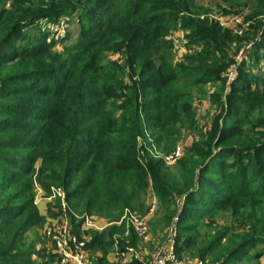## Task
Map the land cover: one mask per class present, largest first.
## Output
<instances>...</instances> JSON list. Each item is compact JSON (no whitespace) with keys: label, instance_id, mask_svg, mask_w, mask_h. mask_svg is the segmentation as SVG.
I'll list each match as a JSON object with an SVG mask.
<instances>
[{"label":"rangeland","instance_id":"obj_1","mask_svg":"<svg viewBox=\"0 0 264 264\" xmlns=\"http://www.w3.org/2000/svg\"><path fill=\"white\" fill-rule=\"evenodd\" d=\"M132 1L140 2L0 0V42L8 28L11 31L8 37L11 46L7 52L10 63L0 68V76L35 69L69 70L79 52L76 45L81 29L95 21L103 36L93 51L97 57L96 71L87 77V83H81V77L74 76L68 84L73 95L51 101V109L37 106L23 112L21 118L14 121L15 131L8 130L4 134L27 143L23 153L17 154L29 160L18 173L17 184L11 185L12 182L7 183L0 176V210L6 205L19 206L23 210L21 215L12 218L11 227L10 224L0 227V240L9 239L13 247L11 253L22 254L30 264H60L54 241L47 234L53 226L64 225L70 234L84 240L83 234L89 242L90 234L105 232L112 225L121 228V224L127 223V218L120 219L117 223H109L104 230L96 231L92 227L89 232L81 233L86 219L100 218L77 214L66 200V191L71 190L78 179L65 189L60 186V168L64 161H71L67 165L69 179L80 156L90 150L86 142L91 140L88 132L95 123L86 120L95 107L103 106L104 122L112 129V122H119L136 106L140 125L134 149L136 162L145 166L149 160H164L178 151L180 157L173 165L164 163L174 176L178 167L188 162L192 152L211 149L225 132L239 131V140L246 144H264V0H163V4H157L161 0H152L145 3L146 15L164 14L160 18L161 26L155 27L153 50L148 56L157 52L162 57L166 71L176 80L172 90L191 107L190 121H180L175 127L177 135H165L161 139H157V123L148 119L156 111L145 109L155 98L140 75L145 57L133 54L138 45L128 29L131 22L124 17V6ZM148 6H158L159 11ZM27 47L35 53L32 60L16 58L20 50ZM3 52L0 48V55ZM59 77H47L41 82L58 83ZM43 86L40 85L38 91L45 90ZM81 86L87 91L82 92V96ZM22 101L44 102L41 97L23 98ZM248 103L253 104L249 114ZM78 106L80 115L75 112ZM141 106L143 109L138 111ZM53 112L56 115L47 120ZM38 147L42 148L41 154H48L54 160L53 163L32 158ZM259 157L260 168L255 169L264 175V151ZM255 169H247L248 175L257 172ZM261 184L258 188L255 185L243 188L237 195L250 192L249 196L236 199L231 206L209 213V209H201L198 221L185 224L186 228H193L194 235L180 231L179 220L174 221L177 215L166 229L155 226L158 204L153 193L148 192L144 214L131 215L146 219L148 240L137 238L129 225L122 235L113 236L112 246L103 253L86 250L88 260L90 264H97L99 260H102L100 264H150L155 257L165 254L175 230L176 263L167 264H264V192L260 190L264 185ZM153 202L155 206L148 217ZM2 218L0 216V221L9 220ZM126 230L128 233L124 236ZM13 231L14 236L10 235ZM189 236H196L197 242L204 246L196 252L181 251V238ZM128 248L138 258L131 255L124 261L115 258L116 253ZM221 248L223 251L219 252Z\"/></svg>","mask_w":264,"mask_h":264},{"label":"trees","instance_id":"obj_2","mask_svg":"<svg viewBox=\"0 0 264 264\" xmlns=\"http://www.w3.org/2000/svg\"><path fill=\"white\" fill-rule=\"evenodd\" d=\"M148 1L152 0L127 3L124 6V17L125 21L131 22L128 29L133 33L132 40L135 45H138L133 54L145 57L142 60L140 75L145 79L142 83L147 89L153 91L155 98L144 108L156 111L148 119L150 122L157 123L159 129L157 139H161L165 135L169 137L177 135L175 127L181 120L190 121L191 107L189 103L182 100L176 91L172 90L176 80L166 71L162 57L157 52H154L151 57L150 54L148 56V53L153 50L152 38L156 32L155 27L161 26L162 19L160 18L164 16L163 12L146 15L147 10L144 5ZM162 1L157 4H163ZM169 6L171 5H167V7ZM148 7L151 10L159 11L158 6ZM87 26L80 31L76 45L79 55L77 54L71 62L73 64L71 69L65 71H62L61 68L35 69L0 76V176L5 182H12L11 185L17 184L18 173L22 172L25 162L29 160L26 156L17 154L23 153L27 143L21 139L14 140L13 137L4 136L5 131H15L14 121L20 119L23 112H28L37 106L51 109V101H58L73 95V90L68 88V84H71L74 76L81 77V83H87V77L93 76L95 73L97 57L95 54L93 55V51L102 42L103 36L95 21L90 22ZM92 27H94L93 30ZM8 29L0 42V48L4 50L0 55V68L10 63L8 62L10 56L7 52L10 51L9 47L11 46L8 41L11 31L10 28ZM34 54L31 48H22L16 58L32 60ZM55 76H60L58 83L41 82V79ZM40 85L45 90L38 91ZM80 91V96L87 92L82 89V86ZM100 95L102 96L101 91ZM34 97H41L44 102L22 101L23 98ZM252 106L253 104L248 103V114L253 111ZM58 108L60 109V107ZM78 108L79 106L75 112L78 111L80 115ZM95 109L92 116L86 120L95 123L91 127L92 130L88 132L91 140L86 142L90 150L80 156V160L73 170V176L69 179L67 165L71 161L65 160L63 167L60 168L62 179L60 186L64 189L67 186H72L76 179L79 180L71 190L66 191V200L71 203V208L79 215L96 216L111 224L117 223L126 212L143 215L145 199L148 192H152L158 204L154 225L166 229L172 218L177 215L178 223L181 225L180 231L194 235L193 228H186L185 224L198 221L201 217V209H209L207 210L209 213V211L218 210L221 207L231 206L236 199L239 201L249 196L250 192H245L247 195L244 193L240 196L237 195L243 188L248 187L247 189H249L254 185L258 188L260 182L261 185H264V175L255 169L256 167L260 168L259 155L264 151V144H246L239 140L241 134L239 131L225 132L218 138L216 144L211 149L206 148L205 152L197 150L192 152L188 162L184 166L178 167L177 175L174 176L165 168L163 160H149L145 166L136 162L135 140L140 135L136 106L126 112L119 122H112L110 124L114 127L112 129H108L104 122L103 106L95 107ZM141 109H143L142 106L138 111ZM55 115L53 112L47 117V120ZM36 149L38 152L33 154L32 158L47 159L53 163L54 160L48 154L40 153L42 148ZM250 167L257 172H251L248 175L247 169ZM260 190L264 192V186L260 187ZM260 190L259 192H261ZM179 203H181L180 208H178ZM5 207L0 210V216L3 217V220L7 218L10 221H0L2 228L7 227L15 217L23 212L19 206L6 205ZM11 226L12 224L9 225V227ZM112 226L105 232L90 234V241L85 249L101 253L108 250L112 246L113 236L122 235L125 228L124 224H121V228ZM14 234L15 231L10 235L14 236ZM181 239V251L196 252L202 246L197 242L196 236L182 237ZM1 241L0 264H30L23 259L22 254L11 253L13 247H11L9 239ZM4 247H6L5 250ZM222 251V248L219 249V252ZM224 251L226 252V250ZM101 261L99 260L97 264H100Z\"/></svg>","mask_w":264,"mask_h":264},{"label":"built area","instance_id":"obj_3","mask_svg":"<svg viewBox=\"0 0 264 264\" xmlns=\"http://www.w3.org/2000/svg\"><path fill=\"white\" fill-rule=\"evenodd\" d=\"M180 157V153L176 151L174 154L164 158V163L166 165H173ZM154 202L151 205L150 211L147 216H151L154 209ZM132 214L126 212L121 219L127 218V223H125L126 229L130 225L134 230L137 238L143 241H147L149 238L148 225L145 218H140L136 216H131ZM175 222L178 221V218H175ZM85 227L92 228V222L89 219L85 220ZM167 243V250L164 255L157 256L153 259L150 264H167V263H176L174 252H173V241H174V232ZM128 231L124 232V236H127ZM48 235H51L52 240L55 244V250L59 258L60 264H90L88 260V255L85 249L86 242L79 239L75 235H72L67 231L66 226L59 225L53 226L48 232ZM138 258L134 251L130 248L125 251H121L115 254V258L119 261H124L129 256Z\"/></svg>","mask_w":264,"mask_h":264},{"label":"crops","instance_id":"obj_4","mask_svg":"<svg viewBox=\"0 0 264 264\" xmlns=\"http://www.w3.org/2000/svg\"><path fill=\"white\" fill-rule=\"evenodd\" d=\"M91 221H94L93 223H92V225H93V229H95L96 231H101V230H104L106 227H107V225H110L109 223L108 224H105V222H107L106 220H103V219H96V218H92V220ZM89 229H92V228H88V227H85V226H82V229H81V233H83L84 231H86V232H89L90 230ZM81 237L84 239V241L86 242V243H88V240H89V238H87V237H85L83 234L81 235ZM110 257V256H109ZM111 258V257H110Z\"/></svg>","mask_w":264,"mask_h":264}]
</instances>
